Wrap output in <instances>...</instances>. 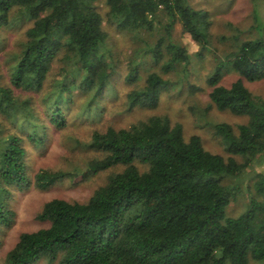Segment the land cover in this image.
Listing matches in <instances>:
<instances>
[{
  "label": "trees",
  "instance_id": "obj_1",
  "mask_svg": "<svg viewBox=\"0 0 264 264\" xmlns=\"http://www.w3.org/2000/svg\"><path fill=\"white\" fill-rule=\"evenodd\" d=\"M106 4L108 20L129 33L152 32L162 11L171 21L157 28L149 51L164 73L182 74V80H171L152 71L138 86L139 67L131 64L125 75L131 85L127 109L156 106L164 88L195 90L185 78L191 54L171 30L179 22L201 56L210 43L202 10L188 0ZM25 19L32 24L0 71V230L14 218L8 203L12 188H47L67 176L123 170L110 173L87 201L45 202L37 218L47 226L21 233L4 264H264V97L244 83L264 79V20L258 17L251 25L257 36L224 59L216 56L207 77L211 104L247 117L236 127L214 125L228 157L208 150L198 135L186 139L181 123L153 115L128 128L94 129L84 145L96 156L83 173L41 168L33 181L31 149L45 144L48 129L66 127L75 106L79 118L104 110L120 64L107 47L96 0H0V28ZM56 62L60 66L53 71ZM226 66L238 75L229 85L221 82ZM243 189L249 194L247 210L228 216L227 206Z\"/></svg>",
  "mask_w": 264,
  "mask_h": 264
},
{
  "label": "rangeland",
  "instance_id": "obj_2",
  "mask_svg": "<svg viewBox=\"0 0 264 264\" xmlns=\"http://www.w3.org/2000/svg\"><path fill=\"white\" fill-rule=\"evenodd\" d=\"M188 2L206 14L210 33V43L200 56L197 54L199 45L189 34L183 32L179 22H175L171 30L173 39L185 45L191 54L190 73L185 78L195 86V90L190 92L187 86L180 85L170 89L164 88L156 106L127 109L125 97L131 85L126 81L125 75L131 64L139 67L135 83L138 86L144 84L147 74L152 71H159L165 78L171 80H182V74L174 70L164 73L161 63H154L149 51L160 34L157 28H162L163 24L171 20L159 11L155 19L156 28L152 32L139 30L129 33L120 30L116 23L108 20L106 0H96L103 16L102 26L108 32L107 47L113 50L120 64V72L111 83L113 94L105 99L104 110L98 109L95 112L100 113L92 112L89 116L79 118L76 117L78 106H75V110L70 111L68 115L69 124L66 127L48 129L45 144L38 149H31L32 162L29 172L33 181L35 173L41 168L83 173L88 161L96 156L95 152L84 145L94 129H104L109 125L128 128L153 115L167 116L172 123H181L186 139L198 135L208 150L225 157L229 156L227 146L214 134V125L230 123L236 127L245 123L247 117L213 106L209 97L211 87L207 83V77L218 60L216 56L224 59L240 42L258 35V31L252 29L251 25H255V19L258 17L264 20V0H188ZM31 24L32 20H16L12 25L0 28V71L6 70L5 56L20 48L26 29ZM4 47H7L5 53L2 52ZM59 66L60 62H56L53 71H57ZM223 71L225 74L221 82L225 85L231 84L238 76L229 66L224 67ZM244 83L253 94L264 97V79L252 82L245 80ZM237 159L243 160L241 156H237ZM120 170H123V166L87 173L77 179L67 176L47 188H39L35 184L24 190L12 188L8 203L15 214L11 224L0 230V264H4L8 252L17 244L21 233L47 226V222L37 218L45 202L53 198L87 201L93 191L107 181L110 173ZM248 203L247 190H240L237 197L227 206V215L239 216L247 210ZM253 262L251 260V264ZM35 264L57 262L43 260Z\"/></svg>",
  "mask_w": 264,
  "mask_h": 264
}]
</instances>
